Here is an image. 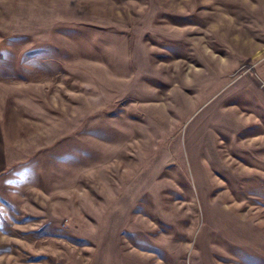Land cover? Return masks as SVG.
<instances>
[{
  "label": "rangeland",
  "instance_id": "374dc122",
  "mask_svg": "<svg viewBox=\"0 0 264 264\" xmlns=\"http://www.w3.org/2000/svg\"><path fill=\"white\" fill-rule=\"evenodd\" d=\"M0 264H264V0H0Z\"/></svg>",
  "mask_w": 264,
  "mask_h": 264
},
{
  "label": "crops",
  "instance_id": "0c3cea01",
  "mask_svg": "<svg viewBox=\"0 0 264 264\" xmlns=\"http://www.w3.org/2000/svg\"><path fill=\"white\" fill-rule=\"evenodd\" d=\"M2 151H0V158H1Z\"/></svg>",
  "mask_w": 264,
  "mask_h": 264
}]
</instances>
